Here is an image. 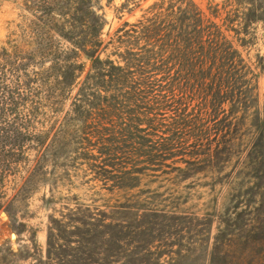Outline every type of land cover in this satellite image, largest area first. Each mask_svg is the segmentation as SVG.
<instances>
[{"label":"trees","instance_id":"16d2710c","mask_svg":"<svg viewBox=\"0 0 264 264\" xmlns=\"http://www.w3.org/2000/svg\"><path fill=\"white\" fill-rule=\"evenodd\" d=\"M100 1L25 0L30 17L0 45V209L36 185L55 190L71 171L133 189L143 177L220 169L236 153L264 173V107L250 117L256 74L239 48L264 14L227 0L217 20V7L160 0L105 39ZM22 171L9 199L6 182ZM260 209L226 211L212 237L204 228L205 264H264ZM44 264H200V216L77 206L50 217Z\"/></svg>","mask_w":264,"mask_h":264},{"label":"rangeland","instance_id":"374dc122","mask_svg":"<svg viewBox=\"0 0 264 264\" xmlns=\"http://www.w3.org/2000/svg\"><path fill=\"white\" fill-rule=\"evenodd\" d=\"M192 1L206 14L217 7V20L230 9L227 0ZM245 1L250 3L247 5ZM156 2L160 0H101L106 21L102 36L108 39L124 22L132 24L150 16L153 11L151 6ZM24 3L25 0H0V45L8 40L24 15L30 17V10L25 8ZM236 5L240 9L252 6L264 14V0H236L233 7ZM248 32V42L239 48L256 74V103L250 110V117L255 114L261 117L264 107V19L253 23ZM109 52L110 49L106 51ZM249 122L247 130H242L244 139L237 142L236 149L245 151L248 135L252 131ZM243 167L244 158L234 153L220 169L200 170V173L185 179L165 180L160 177L150 181L151 178L143 177L136 188L114 190L89 181V176L82 171H71L70 177H65V182L59 183L55 190L51 191L48 183L36 185L26 196L18 197L13 203H5L6 208L0 209V264H44L48 224L52 216L60 218L62 213L77 206L108 210L111 206L119 205H143L177 214L200 216V264H205L202 256L204 228L209 230L210 227L211 237L215 235L218 222L226 211L239 212L245 208L260 207L264 216V173L257 174ZM22 174L23 171L6 182L9 199L21 183ZM208 215L212 221L205 226L202 218ZM236 233H242V228ZM7 248L16 255L8 254Z\"/></svg>","mask_w":264,"mask_h":264}]
</instances>
